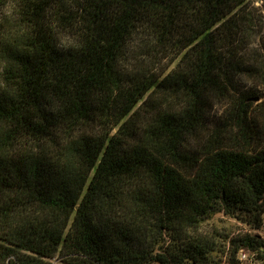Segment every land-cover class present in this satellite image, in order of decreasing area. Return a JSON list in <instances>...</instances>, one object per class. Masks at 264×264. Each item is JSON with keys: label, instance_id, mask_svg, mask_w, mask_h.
I'll list each match as a JSON object with an SVG mask.
<instances>
[{"label": "trees", "instance_id": "1", "mask_svg": "<svg viewBox=\"0 0 264 264\" xmlns=\"http://www.w3.org/2000/svg\"><path fill=\"white\" fill-rule=\"evenodd\" d=\"M255 1L0 0V264L264 261Z\"/></svg>", "mask_w": 264, "mask_h": 264}, {"label": "rangeland", "instance_id": "2", "mask_svg": "<svg viewBox=\"0 0 264 264\" xmlns=\"http://www.w3.org/2000/svg\"><path fill=\"white\" fill-rule=\"evenodd\" d=\"M255 5L261 9L262 16L264 17V5H263V0H256ZM12 8L10 7H4L3 10L0 13V17L2 19H6L11 17L12 15ZM3 20V21H4ZM1 21V20H0ZM258 43L259 45H263L264 49V29L263 31L259 34L258 36ZM255 38L252 39L254 42ZM262 49V53L264 52ZM250 84L258 85L262 89H264V80L260 79L258 81H253L252 79L250 80ZM201 231L210 236L211 238H215V240L218 241L220 245V250L222 249L221 247L224 246V250L226 251L227 245L229 244L230 240L241 236L245 233H250L252 235L259 236L264 239V222L263 226L260 229L254 228L253 225H250L249 223L243 221V220H237L233 217L224 215L223 213L216 214L212 216L210 219L206 220L205 223L202 226ZM253 255L255 254L256 261L260 264H264V261L259 259L258 256L256 257L255 252H251ZM219 257L223 259L222 264H226L227 261V253L226 256H223L221 253L218 254Z\"/></svg>", "mask_w": 264, "mask_h": 264}, {"label": "built area", "instance_id": "3", "mask_svg": "<svg viewBox=\"0 0 264 264\" xmlns=\"http://www.w3.org/2000/svg\"><path fill=\"white\" fill-rule=\"evenodd\" d=\"M238 264H260L256 261L255 254L253 255L247 249H240L238 253Z\"/></svg>", "mask_w": 264, "mask_h": 264}]
</instances>
